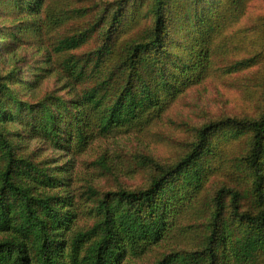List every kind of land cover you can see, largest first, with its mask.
<instances>
[{
    "label": "trees",
    "instance_id": "1",
    "mask_svg": "<svg viewBox=\"0 0 264 264\" xmlns=\"http://www.w3.org/2000/svg\"><path fill=\"white\" fill-rule=\"evenodd\" d=\"M250 1L121 0L107 17L73 0H0L9 60L0 70V264H264V112L204 125L174 165L145 157L155 170L146 188L102 193L87 179L84 196L72 191V158L99 140L150 136L210 76L215 40ZM143 8L150 32L124 38ZM263 60L259 52L220 69L256 71ZM22 133L71 158L23 152ZM246 134L249 188L224 184L209 201L225 147ZM201 218L207 232L196 239ZM179 242L194 248L174 249Z\"/></svg>",
    "mask_w": 264,
    "mask_h": 264
},
{
    "label": "rangeland",
    "instance_id": "2",
    "mask_svg": "<svg viewBox=\"0 0 264 264\" xmlns=\"http://www.w3.org/2000/svg\"><path fill=\"white\" fill-rule=\"evenodd\" d=\"M73 1L86 7L98 4L99 13L105 12L104 16L108 17L114 4L121 0ZM144 11L146 8L140 12L139 22L132 27L129 34H125L124 38L132 37L131 39L139 40L141 36L148 35L150 20L147 22ZM213 48L216 50L210 76L202 84L186 91L150 136L133 134L99 140L88 151L72 158L73 172L79 176L72 187L73 192L84 196L79 188L82 192L86 189L83 188V184L87 179H91L93 185L102 193L106 190H117L120 186L129 190L146 188L155 175V170L147 163L145 157L152 156L166 166L174 165L187 154L204 125L229 117L257 118L264 112V60L260 70L256 71L244 69L228 74L220 69V65H230L259 52L264 54V0H251L247 9L233 16L220 32ZM28 51L31 52L27 50L24 53ZM0 56H2L0 70L5 74L9 68L6 67L9 60L2 52ZM48 82L50 88L57 86L54 79ZM59 87L61 89L62 85ZM32 98V95H28L25 99L31 101ZM18 143L25 153L35 151L38 159L46 156L53 158V161L71 158L66 152L51 149L29 134L22 133ZM249 147L250 134L225 147L224 157L220 161L222 166L206 190L209 201L224 184L237 186L242 190L249 188L250 171L243 161ZM101 162L111 164L114 174L102 175L96 167ZM136 166L138 170L133 171L132 167ZM237 166H241L243 170L239 171ZM199 222L202 225L193 229L192 236L196 239L197 236L204 237L207 232L206 219L201 218ZM190 248L194 247L183 242L177 243L174 247L184 252H189ZM165 249L168 248L164 246ZM133 262L134 259H131L128 264ZM140 264H156V261L151 256L145 263Z\"/></svg>",
    "mask_w": 264,
    "mask_h": 264
}]
</instances>
